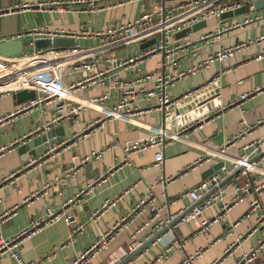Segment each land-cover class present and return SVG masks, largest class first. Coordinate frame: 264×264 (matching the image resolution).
<instances>
[{"label": "crops", "instance_id": "0c3cea01", "mask_svg": "<svg viewBox=\"0 0 264 264\" xmlns=\"http://www.w3.org/2000/svg\"><path fill=\"white\" fill-rule=\"evenodd\" d=\"M66 1L76 0H0V42L32 38L27 32L33 28L101 31L148 13L142 10V0H124L121 4H116L117 0L69 4H66ZM159 1L154 3V7ZM50 2H64L60 4L63 8L42 9L39 6L40 3ZM242 7L243 10L238 13L209 17L205 20V25L192 32L188 39L177 40L176 45L180 46L170 44L174 47V56L158 53L128 69L116 70L110 67L106 59L112 55L135 54L141 50L138 44L99 55L98 69L105 71L103 78L79 89L78 96L91 98L108 94L105 104L113 105L123 96L122 91L132 85L136 89L133 100L139 113L131 122L109 120L104 128L88 131V124L101 117L98 110L88 108L79 113L77 122L67 117L52 124L57 112L54 104L48 103L32 112L19 114L12 122L0 125V146H12L0 155V216L6 211L10 212L9 218L0 217V235L4 237L21 231L32 218L44 215L47 208L58 210L64 201L73 197L87 182L102 176L107 178V182L96 187L86 196L85 201L71 208L68 224L60 219L23 241L20 250L25 261L44 260L40 264H67L70 258L91 245L98 235L127 213L136 200L148 190L155 197L156 203L164 204L161 214L190 206L191 202L187 197H181L173 203L171 201L203 179L206 170L217 161L210 160L192 169H186V166L193 160L204 157L205 148L225 144L240 131L242 122L252 124L264 118V54L259 59H254L255 55L264 53V40L253 41L258 35L264 34V18L241 23L247 16L264 11V7L254 10L249 6ZM234 23L240 24L221 30L218 36L213 33L206 39L198 38L216 27L222 29ZM36 37L42 36L33 38ZM173 39L176 40L174 37ZM75 40L82 46L97 43L95 39L83 37ZM235 43L245 45L236 49L225 62L214 58L188 78L177 80L171 86H164L161 91L145 98V92L155 84L154 78L147 77L151 73L155 72L160 76L174 74ZM90 73L70 65L64 75V81L70 84ZM215 80L218 82L216 97L220 105L204 114L198 126L184 131L185 138L182 142L167 141L162 148L149 147L139 152L126 153L124 145L128 141L144 139L147 136L148 124L162 123V111L156 109L162 93L170 100H177ZM245 93L248 94L247 97L239 100V96ZM14 94L0 97V115L16 109L21 104L17 102ZM48 123L50 126L46 128ZM167 126L170 127L168 123ZM54 127L59 129L58 140L52 144L44 143L43 151L36 152L35 156L23 161L22 158L27 152L20 154L17 151L18 145L27 141L28 136L33 134L34 137L42 132L40 130ZM263 137L264 124H259L250 133L238 137L229 150L239 153L244 143ZM61 142L64 143L60 145ZM96 150H102L98 159L91 158L81 162L82 158ZM159 150L162 153V161L155 165L153 156ZM29 160L34 162L29 165ZM125 161L127 162L124 163ZM72 164L77 165L76 171L65 177L64 170ZM259 165L264 173V160ZM14 171H18L16 176L8 179V175ZM160 176L168 180L164 184L152 185L154 179ZM251 177L255 183L264 181L263 174H252ZM230 185L231 181L218 189L224 200L230 194ZM126 190L128 192L124 193ZM114 198L117 199L114 205L100 210L106 199ZM250 198L251 195H248L231 205L218 221L204 232L198 231L199 221L218 213L221 201H213L199 217L179 223L174 228H167L158 240L156 238L151 242L149 239L157 232L153 233L148 226L139 229L145 218L140 215L128 224L127 229L120 231L108 246L91 260V264H180L186 256L193 255L195 250L200 253L193 256L188 264H210L214 261L217 264H237L241 256L248 253L252 247H255V251L249 264H264V244L258 245L264 225L253 228L260 209L264 207V192L258 196L260 208L252 211L248 208ZM98 210L100 213L94 215ZM245 213L248 215L245 216ZM78 226L80 229L73 232ZM131 233H135V237L144 247L126 260ZM169 237H173L174 242L170 250L165 252L166 240ZM68 239H71V243L62 246ZM51 253L55 255L48 259ZM0 264L16 262L4 254L0 257Z\"/></svg>", "mask_w": 264, "mask_h": 264}, {"label": "built area", "instance_id": "2783aa9c", "mask_svg": "<svg viewBox=\"0 0 264 264\" xmlns=\"http://www.w3.org/2000/svg\"><path fill=\"white\" fill-rule=\"evenodd\" d=\"M81 1L93 3L97 0L66 1V4ZM122 1L124 0H117L116 4H121ZM256 1L259 0H160L152 11L144 13L125 23L101 31L48 30L46 28L30 29L27 32V35L32 38L34 36L71 38L74 40V43L72 46L66 47L32 49L8 58L0 56V97L14 94L22 89L34 91V96L32 98L22 102L16 109L0 115V125L12 122L19 114L32 112L34 109L48 103L54 104V108L57 112V115L51 122L52 124L67 117L72 118L77 122L79 113L88 108L96 109L101 113V117H98L88 124V131L104 128L109 120L116 119L131 122L134 119L133 117L139 113V109L133 100L136 94V89L132 85H128L122 91L123 96L113 105L105 104V100L109 97L108 94L91 98H80L78 96L79 89L89 86L92 83L99 82L103 78L105 71L98 69L100 54L108 53L128 45H139L141 42L153 39L152 44L139 50L135 54L130 56L112 55L106 60L110 64V67L116 70H121L128 69L143 59L157 55L158 53H163V55L166 54V56L169 55V57L174 56V47L172 48L170 44L176 45V41L180 40V38H176V40L173 39V35L176 32L190 28L193 24L202 20L205 21L209 17H217L223 12L232 11L242 6H249L251 10H254L253 3ZM60 4H64V2L40 3L39 6L42 9L49 7L50 9H61L63 6ZM14 7H19V5H14ZM259 18H264V11H260L255 15L247 16L241 21V23H247ZM239 24L240 23H234L222 27V29L216 27L213 31H208L199 35L198 38L206 39L213 33L218 36L221 30L236 27ZM191 34L192 31H187L185 36L181 37V39L186 40ZM79 37L95 39L97 43L94 45L82 46L75 40ZM263 40L264 34L258 35L253 39L254 42ZM253 41H247V43ZM243 45H245V43H235L232 46L225 47L221 51L207 55L200 62H197L184 70L177 71L174 74L160 76L155 72L151 73V75L147 77L154 78L155 84L152 89L145 92V98H149L156 92L161 91L164 86H171L177 80L188 78L201 66L207 65L214 58L221 62H225L227 57ZM178 46H180V44H177L175 47ZM263 54L264 53L255 55L254 59H259ZM70 65L78 70L91 73L85 74L81 80L68 84L64 81V75ZM119 86L122 88L121 85ZM188 94L189 93L185 95ZM247 95V93L241 94L238 99L242 100L246 98ZM174 101L176 100H170L162 93L156 109L165 111ZM132 102L134 105H131ZM177 116L178 115H175L174 118ZM200 120H203V116H200L196 121H193L192 125L196 123L193 126L187 124L174 129L166 127L163 122L156 125L148 124L146 126L149 132L147 136L144 139L128 141L124 145V149L127 154H131L149 147L162 148L167 141L182 142L185 138L183 134L184 131L190 127L198 126ZM241 124L243 127L240 131L236 135L230 137L225 144L205 148L206 152L204 157H199L186 166V169H192L210 160L222 162V165L216 171L201 179L190 189L181 192L171 201V203H173L181 197H187L191 204L186 213L183 214L188 208H179L174 212L161 214L160 211L164 204L156 203L155 197L152 195L151 191L148 190L136 200L127 213L120 216V218L115 221L109 229L98 235L91 245L86 247L79 254L70 258L67 264H91V260L98 255L101 250L105 249L120 231L127 229L128 224L134 218L140 215H144L145 218L139 229L148 226L152 232L155 233L164 227L168 228L167 226L180 215L181 217L178 221L174 222L168 229L174 228L179 223H186L199 217L204 209L211 206L213 201H221L222 204L218 213L213 214L211 218L201 219L199 221L198 231L204 232L214 222L218 221L219 217H221L231 205L240 202L248 195H251L248 203L249 210L252 211L255 208H260L258 196L264 192V181L255 183L251 175L256 173L264 175L263 168L259 165V163L264 160V153L260 155V153L264 152V137L244 143L241 146V151L239 153H232L229 150V147L234 144V141L238 137H243L245 134L250 133L254 127L259 124H264V118L258 120L256 123L246 124L242 122ZM49 126L50 123L46 125V128H49ZM63 143L64 142H61L60 145ZM11 148V145L0 146V155L4 154ZM101 154L102 150L92 151L89 155L82 158L81 162L91 158L98 159ZM153 161L155 165L161 163L162 153L160 150L154 153ZM33 162L34 161L29 160L27 164L30 165ZM126 162L127 161L124 163ZM76 169V164L68 166L63 172L64 176L66 177L73 174ZM235 170H237V172H235ZM109 172H112L111 168L109 169ZM17 173L18 171L11 172L7 178L12 179ZM229 175L232 176L223 185H226L231 181V191L228 198L224 200L221 191L218 190L221 188V186L218 187V184ZM167 180L168 179L160 176L154 179L152 185H157L159 183L164 184ZM106 182V176L89 181L85 186L80 188L73 197L64 201L58 210L47 208L44 215L32 218L28 225L15 235L8 237L0 235V257L7 254L14 259L16 264H40L43 262L44 260L25 261L23 259L20 250L23 241L60 219H63L68 224L70 222L71 208L77 203L85 201L87 195L91 194L96 187ZM212 188H216V190L207 194ZM127 192L128 190L124 191V193ZM116 200V198L106 199L100 210H104L106 207L114 205ZM195 202L197 203L195 204ZM100 210L94 215L100 213ZM247 215L248 214L245 213V216ZM0 217L9 218L10 212H4ZM263 225L264 207L260 209L253 228L256 229ZM79 229L80 226L76 227L73 232ZM129 237L130 239L127 245L128 254L140 248L142 244V242L135 237V233H131ZM158 239L159 237L157 240ZM173 242V237L167 238L164 248L165 252L170 250ZM70 243L71 239H68L62 246ZM261 244H264V232L262 238L258 242V245ZM254 251L255 247H252L248 253H244L237 264H249L254 256ZM199 253L198 250H195L193 255L186 256L180 264H188L191 258L193 256H198ZM54 255V253H51L48 255V259ZM210 264H217V262L214 261Z\"/></svg>", "mask_w": 264, "mask_h": 264}, {"label": "water", "instance_id": "95a60500", "mask_svg": "<svg viewBox=\"0 0 264 264\" xmlns=\"http://www.w3.org/2000/svg\"><path fill=\"white\" fill-rule=\"evenodd\" d=\"M159 1V0H158ZM254 9L262 8L264 7V0H259L253 3ZM243 10L242 8L235 9L234 11H226L219 15V17L230 15L231 13H238ZM205 25V21H199L198 23L193 24L190 28L180 30L176 32L173 37L174 38H181L185 36L187 31H197L201 27ZM74 43V40L71 38H50V37H36V38H21V39H12L0 42V56L4 58L12 57L18 54H21L26 51H30L32 49H47L51 47H66V46H72ZM153 43V39H149L147 41L141 42L139 44L140 49H144L145 47L149 46ZM163 54V53H162ZM218 91V82L210 81L208 84L202 85L201 87L196 88L194 91L189 93L188 95L182 96L181 98L177 99L168 107L167 110L162 111V122L165 124L166 127L167 123L170 125V129L179 128L181 126H185L187 124H191L192 122L196 121L200 116H203L204 114L208 113L209 111L214 110L216 107L220 105L218 98L216 97V93ZM34 96L33 90H25L22 89L20 91H17L14 94V97L16 98L18 103H22L29 98H32ZM215 99L213 102L210 100ZM175 115H178L176 118H174ZM42 132L37 133L34 137L32 135L27 137V141H24L23 143H20L17 147V151L20 154H24L23 161L28 160L30 156H35L36 152H41L44 150V143L52 144L58 140V137H60L59 129L56 127L50 128L47 130H40ZM264 152L260 153L263 154ZM222 165L221 161H218L211 165L210 168H208L205 172V178L207 175L211 174L212 172L216 171L220 166ZM237 172V170H235ZM234 172V173H235ZM233 173V174H234ZM232 174V175H233ZM232 175L227 176L225 179H223L219 184L218 187L225 184ZM216 188H212L207 194L212 193L215 191ZM197 202H195L196 204ZM189 210L186 209L184 213H186ZM181 217L178 216L176 220H174L172 223H170L167 227L169 228L174 222L178 221V219ZM167 228L162 229L161 231L155 233L150 239L149 242L153 241L154 239L158 238ZM136 249L132 253L128 254V259L135 256L142 248ZM125 260V261H126ZM123 261V262H125ZM122 262V263H123ZM121 264V263H119Z\"/></svg>", "mask_w": 264, "mask_h": 264}, {"label": "rangeland", "instance_id": "374dc122", "mask_svg": "<svg viewBox=\"0 0 264 264\" xmlns=\"http://www.w3.org/2000/svg\"><path fill=\"white\" fill-rule=\"evenodd\" d=\"M142 1L144 2V5L142 7L143 12H149L154 7L155 5L154 3L157 2L158 0H142Z\"/></svg>", "mask_w": 264, "mask_h": 264}]
</instances>
